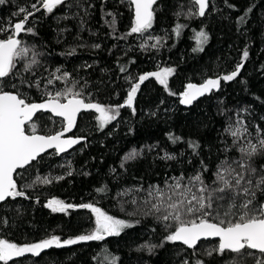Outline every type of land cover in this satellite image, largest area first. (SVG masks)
<instances>
[{"label": "trees", "instance_id": "16d2710c", "mask_svg": "<svg viewBox=\"0 0 264 264\" xmlns=\"http://www.w3.org/2000/svg\"><path fill=\"white\" fill-rule=\"evenodd\" d=\"M32 4L41 10L31 9ZM20 7L35 12L26 27H32L36 35L22 33L21 38L41 55L37 57L39 66L33 69L35 76L23 72L24 61L18 62L15 71L26 80H40L41 88L49 92L66 86L62 81L47 85L49 73L60 67L78 82L76 88L83 90L87 100L114 107L126 100L129 78L135 83L142 74L166 67L175 71L168 76L167 89L154 77L146 80L134 100L135 113L128 107L120 108L117 119L103 129L96 119L98 113L81 115L74 136L85 142L61 157L48 153L19 171L22 175L15 177L18 188L28 198H9L0 205V239L20 245L51 235L62 240L74 238L94 228L89 210L53 213L44 207L49 199L73 205L92 203L134 226L103 241L53 247L39 257L9 264H108L111 256L118 258L117 264H182L185 258L195 259L193 250L180 245L159 246L167 233L152 216L144 215L143 198L147 193L135 189L164 187L165 180L171 182L172 176L194 174L201 159L214 171L225 157L222 141L231 144V137L224 132L228 123L243 119L253 135L257 125L264 129V0H209L203 17L185 14L192 7L190 0H159L154 5L153 25L143 35H128L134 21L129 0H65L51 14L43 10L40 0H7L0 5V26L5 29L0 38H6L11 24L21 18L14 15ZM249 7L252 11L246 22L238 23ZM109 12L115 17L114 26H110L113 16L107 15ZM177 23L184 25L179 37L174 32ZM199 31L209 37L202 51L195 50V34ZM72 49L74 54L67 55ZM244 49L249 56L236 79L221 80L218 91L213 90L189 107L181 106L180 94L188 83L199 84L231 73ZM121 66L127 69L123 73ZM5 83L20 85L21 93L42 102L41 91L21 85L20 77L5 78ZM6 90L15 91L10 87ZM170 91L175 94L170 95ZM34 121L38 134H54L62 127L60 120L48 115H38ZM26 130L30 134L28 126ZM170 134L182 141L172 144ZM189 139L200 143L199 156L188 148ZM132 150L140 155L121 168ZM164 152L175 154L177 159H161ZM227 155L238 158L239 153L233 149ZM254 163L257 167L264 164V156L256 157ZM46 179L50 182L44 183ZM100 188L105 191H97ZM126 190L133 191L121 195ZM134 198L137 204L131 203ZM216 243L200 245L210 247ZM145 245L157 247L149 251ZM200 245L198 252L206 264H228L234 255L214 253L207 257ZM248 264H252L251 259Z\"/></svg>", "mask_w": 264, "mask_h": 264}, {"label": "snow or ice", "instance_id": "6c2138e0", "mask_svg": "<svg viewBox=\"0 0 264 264\" xmlns=\"http://www.w3.org/2000/svg\"><path fill=\"white\" fill-rule=\"evenodd\" d=\"M7 0H0L3 5ZM192 7L189 8L187 16H205L209 6V0H190ZM227 3V0H225ZM134 6V21L130 30L131 34L143 35L151 29L154 21V5L157 0H129ZM43 10L53 13L58 6L65 4V0H40ZM229 8H235L227 4ZM193 8L196 10L193 11ZM31 9H41L32 4ZM251 7L238 18V23L244 24ZM181 13H177L180 15ZM20 19L11 24L8 29L10 34L6 38H0V202L8 198L26 197L25 192L19 190L17 175L18 169H26L33 161L49 149H54L57 154L64 153L76 144L81 143V138H63L77 123V116L83 110H95L99 115L96 119L103 129L107 124L116 120L119 109L128 107L135 113L134 100L141 85L150 77L168 88L167 77L174 73L175 69L166 67L161 71L149 72L139 75L138 82L133 83L129 78L130 87L127 90V98L123 104L114 107H105L100 103L87 100L82 89H77V81H73L71 74L62 71L60 67L49 73L47 85H53L54 81H62L66 86L54 93L47 88H41L40 80H26L16 72L18 62L24 61L23 72L35 76L33 69L39 66L38 56L41 53L35 50V46L27 45L21 38V34L36 35L32 27H26L30 17L35 12L26 7H20L18 13ZM113 16V13H107ZM115 17L110 21V26L115 25ZM184 25L177 23L174 32L179 37ZM0 26V32L4 31ZM123 38V37H121ZM209 37L204 31L195 34L197 48L202 51L203 45ZM160 41L157 39V44ZM99 47V45H94ZM72 49L67 55L74 54ZM249 52L242 51V59L229 74L218 78L206 79L200 85L188 83L186 90L181 93L180 103L191 105L197 98L211 94L213 90H219L221 80L233 81L244 67ZM127 69L120 67V72ZM12 76L20 77V84L28 88L35 86L41 91L42 102H35L29 96L19 91L18 84L5 83V78ZM71 84V86H67ZM12 88L15 91L6 90ZM170 95L175 93L169 92ZM38 112H50L53 116L61 118V130L54 134H37V123L33 120ZM26 126L31 132L26 130ZM224 132L231 137V144L222 141V151L225 153L223 160L219 161L214 171L203 159L194 174L185 176L182 172L179 176L170 177L165 180L164 187L150 185L146 190L135 189L137 192L146 191L143 198L145 208L144 215L152 216L156 223L160 224L167 233L159 245L164 243H179L187 249H192L195 259L189 261L185 258L182 264H206L200 258L198 245L201 241H217L214 246L206 247L200 245L203 255L212 257L215 253L224 256L225 253L232 255L228 264H264V164L257 167L254 160L258 156H264V129L259 125L255 127V135L243 119H238L234 124L228 123ZM172 144L182 141L181 137L169 135ZM187 146L194 156H199L201 145L198 141L189 139ZM233 149L239 153L238 158H229L227 153ZM140 155L137 150H132L124 157L120 167L129 160H135ZM163 160H176L175 154L164 152L160 157ZM191 163V160H189ZM70 174V173H69ZM206 174H209L206 176ZM62 178V177H61ZM44 180V183H49ZM97 191L104 192V188ZM133 190H126L121 195L128 194ZM131 203L137 204L134 198ZM44 207L53 213L67 214L69 209H87L94 216V228L74 238L61 239L58 235H51L39 242H31L20 245L12 243L8 239H0V262L9 264L14 258L24 257L31 254L33 257L41 256L45 250L53 247L59 249L66 246L77 245L82 242L103 241L106 237L119 236L126 228L133 227V223L118 219L100 207L92 203L73 205L62 199H49ZM139 211V207L137 209ZM136 213H130L135 215ZM138 223V221H137ZM155 231V229H153ZM149 251L157 245H145ZM117 257L111 256L108 264H117Z\"/></svg>", "mask_w": 264, "mask_h": 264}, {"label": "water", "instance_id": "95a60500", "mask_svg": "<svg viewBox=\"0 0 264 264\" xmlns=\"http://www.w3.org/2000/svg\"><path fill=\"white\" fill-rule=\"evenodd\" d=\"M159 0H157V2H158ZM133 6V5H132ZM154 7V6H153ZM206 11H207V9H206ZM133 13H134V6H133ZM200 17V16H199ZM203 83V82H202ZM201 83H199V84H197V85H200ZM186 90V87H185V89H184V91ZM206 95V94H205ZM205 95H203V96H201V97H199V98H197L195 101H193V103L191 104V105H193L194 103H196L197 101H199L200 99H202ZM181 104V103H180ZM191 105H184V104H181V106L183 107V108H186V107H189V106H191ZM90 113H95V110H83V111H81V113H79L78 114V116H77V122H78V119H79V117L81 116V115H83V114H90ZM48 115V116H50L51 118H53V119H58V120H60L61 121V118H59V117H55V116H53L50 112H38L37 114H36V116L35 117H33V120H35V118L38 116V115ZM76 125H77V123H76ZM76 125H75V127H76ZM75 127L70 131V132H68V133H66L65 134V136L63 137V138H81V137H76V136H74V130H75ZM38 134V133H37ZM39 135V134H38ZM85 142V139L84 138H81V143H79V144H76V145H74L73 147H71L70 149H68L66 152H64V153H60V154H57L56 153V151L54 150V149H49L47 152H45V153H43L42 155H41V157L42 156H44V155H46V154H48V153H55L58 157H61V156H63V155H66V154H69L70 152H72L74 149H76L77 147H79L81 144H83ZM41 157H39V158H41ZM38 158V159H39ZM36 161H33L32 163H35ZM30 166V165H29ZM28 167V166H27ZM26 167V168H27ZM22 170H24V169H18L17 170V172H19V171H22ZM9 199V198H8ZM7 199V200H8ZM6 200V201H7ZM6 201H4V202H0V205H2V204H4ZM208 241H212V242H217V241H213V240H208ZM208 241H201L200 243H202V242H208ZM175 244H177V245H180V246H182V247H185V246H183V245H181V244H179V243H175ZM186 248V247H185ZM50 249H48V250H45L44 252H42L41 253V255L42 254H44V253H46L47 251H49ZM189 250H192V249H189ZM24 258H34L33 256H31V254H25V256L24 257H20V258H14L12 261H10L9 263H12V262H16V261H19V260H21V259H24Z\"/></svg>", "mask_w": 264, "mask_h": 264}, {"label": "rangeland", "instance_id": "374dc122", "mask_svg": "<svg viewBox=\"0 0 264 264\" xmlns=\"http://www.w3.org/2000/svg\"><path fill=\"white\" fill-rule=\"evenodd\" d=\"M155 78V77H154ZM167 79H168V77H167Z\"/></svg>", "mask_w": 264, "mask_h": 264}]
</instances>
